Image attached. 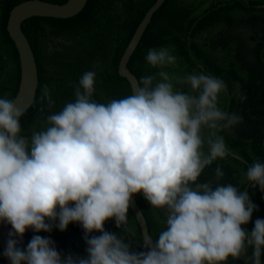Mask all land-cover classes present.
Returning a JSON list of instances; mask_svg holds the SVG:
<instances>
[{
	"label": "clouds",
	"instance_id": "9594fccd",
	"mask_svg": "<svg viewBox=\"0 0 264 264\" xmlns=\"http://www.w3.org/2000/svg\"><path fill=\"white\" fill-rule=\"evenodd\" d=\"M144 60L156 71L103 103L93 99L95 72H83L74 99L28 134L19 101L0 97V223L10 226L2 253L10 264H226L249 247L245 264H262L264 219L250 231L241 227L258 210L250 193L220 182V164L215 181L196 183L228 157L221 133L242 121L219 106L225 82L172 71L177 57L168 46L149 48ZM39 99L49 109L54 104L46 85ZM241 183L264 193V161L248 164ZM137 193L151 211L167 213L154 242L144 236L139 252L123 236L136 235L127 212ZM107 219L121 235L104 229ZM70 222L83 230L84 255L62 258L50 237L35 234L62 232ZM26 230L34 234L21 248Z\"/></svg>",
	"mask_w": 264,
	"mask_h": 264
},
{
	"label": "trees",
	"instance_id": "16d2710c",
	"mask_svg": "<svg viewBox=\"0 0 264 264\" xmlns=\"http://www.w3.org/2000/svg\"><path fill=\"white\" fill-rule=\"evenodd\" d=\"M23 0H0V70L9 63L11 75L17 76L20 79V66L18 52L11 38L9 37L6 29L7 19L11 8ZM56 3H63L66 0H47ZM88 0L86 6L75 16L69 18H55V17H39L34 16L25 20L22 24L23 31L25 32L30 44L33 48L36 62L38 66L39 87L35 100L31 107L20 118L21 129L24 134L28 133L29 124L27 117L37 119L41 124L43 120L42 114H37L41 110L47 112L58 111L66 102L74 99L73 87L78 81V78L83 72L86 71L88 62L96 57H105L106 50L104 49L107 44V39L110 28H117L118 20L108 21L109 17L105 15L111 5L109 0ZM263 0H254L259 3ZM155 2V0H141V5L137 4V0H128L126 2V9L124 12L119 13V19H123V28L126 31V36L123 39L118 38L117 48L112 52L111 56L114 58V66L105 70L107 75H104V86L111 92L120 93L121 97L130 93L131 88L127 80L118 74L117 67L119 59L126 48L135 28L141 21L146 10ZM240 1L237 0H165L164 4L153 15L146 31L144 32L137 48L131 56L128 67L137 76L138 80L141 76L150 75L156 69L147 66L144 56L149 48H157L160 46H168L173 54L177 57V67L175 70L179 74L186 72L199 73L203 72L210 75L207 71L211 72L214 77L222 79L226 84V92L220 96L219 106L224 110L227 107L228 99L231 100L232 107L228 112H235L242 117L239 123L250 124L253 135L244 141V136L241 132L238 134L243 144L248 149L233 150L238 156L252 163L254 160L264 161V18L262 19L258 30L256 31L257 37H250L251 40H256V45L241 53L238 60L235 61L228 53L225 57L217 55L207 50V48L199 46L196 38L191 41L190 36L196 35L200 28L212 24V26L219 25L221 21H227L235 16L236 6ZM100 3L104 4L102 6ZM106 3H109L106 4ZM253 16H248V25L253 29L255 26ZM233 25H231L232 27ZM99 29L96 31L95 29ZM109 28V29H108ZM49 34L65 35L64 37L74 38V44L67 46L66 49L71 51L62 52L61 54L54 51L52 54L45 53L40 47L41 38L48 39ZM198 37V35H196ZM102 38V39H101ZM117 38V36H116ZM213 40V39H212ZM214 41V40H213ZM111 42V41H110ZM190 52L196 57L204 58L198 59L202 63L203 69L197 68L193 70L195 65L190 59ZM52 59L59 63V69L56 71V78L50 80L46 70L43 68L41 61L45 59ZM198 57V58H199ZM180 60H185L181 62ZM237 65H241L240 68ZM53 72V71H52ZM42 77V81H41ZM19 85V80L18 83ZM95 82V86H97ZM17 85V87H18ZM47 86L51 99L54 101L53 106L49 109L46 102L41 101V88ZM11 89V88H10ZM96 90V89H95ZM9 94V95H8ZM243 95L246 98L241 101L239 96ZM10 90H6L4 98H9ZM1 97H3L1 95ZM120 97V98H121ZM119 98V95H118ZM93 99L98 102H106L111 99L108 95L97 96L93 95ZM238 127V124L236 125ZM226 142H230L227 140ZM215 161L212 165L218 164ZM227 165H232L235 172H239V180L237 178L233 182L240 190L245 185H242V173L246 170L247 164L236 158H229L226 161ZM211 166V165H210ZM209 166L204 170L196 183H203L207 181H215L212 175L208 172ZM138 204L140 205L147 222H149V232L155 239L157 234H153L154 227L163 225L162 222L154 223L150 210L151 205L142 197L140 193L134 195ZM264 203V201H263ZM159 211V215L163 213ZM259 213V212H258ZM264 215V212L259 213ZM260 216L255 215L254 219ZM128 226L136 235L132 236L128 233H123L124 239L129 243L131 251L145 250L141 247L142 241H137L141 237L140 228L136 222L134 214L130 208L127 212ZM112 219V218H109ZM152 220V223H151ZM162 221V220H161ZM249 220V222H251ZM70 227L75 231H79L80 226L76 223L70 222ZM244 226V225H243ZM103 227L106 231L121 235V230L117 228L113 221L104 222ZM245 229L250 231V228L244 226ZM42 232V231H40ZM38 232V235H40ZM83 232V230H82ZM32 233L26 230L23 234V240L20 247L26 246L29 242ZM36 234V233H35ZM85 245L84 240L81 243ZM85 249L82 248L84 252ZM83 255V254H82ZM264 264V254L262 258ZM0 264H4L3 256L0 251ZM226 264H242L240 258H228Z\"/></svg>",
	"mask_w": 264,
	"mask_h": 264
},
{
	"label": "flooded vegetation",
	"instance_id": "af4514ba",
	"mask_svg": "<svg viewBox=\"0 0 264 264\" xmlns=\"http://www.w3.org/2000/svg\"><path fill=\"white\" fill-rule=\"evenodd\" d=\"M127 1L128 0H109L108 1L110 2L111 6L107 10H105V15L109 17V20H108L109 22L118 20V26L117 28H114V30L113 28H110V29L108 28L109 29L108 36L104 37L105 39H107V44L104 47V49L106 50V56L105 57L96 56L92 58L86 66L87 68L86 71L91 70V71H94L96 74L95 82H97L98 84L97 86L94 85V88L96 90L93 95H97V96L108 95V97L111 99L118 98V95H119V98L121 97L119 91L111 92L107 88V86L103 85L104 83L103 76L107 75V72L105 71L106 69L109 70L110 66L111 67L114 66V58L111 56V54L117 48L118 38L123 39L126 36V31L123 28V19L120 20L118 17L120 16L119 13H122L125 11ZM140 1L141 0H137L138 5L139 4L141 5ZM237 1H240V2L236 6L234 17L228 19L227 21H221L219 25L212 26V24H210L208 26L200 28V31L196 33L198 37L196 35L190 36L189 37L190 40L193 41L196 38V41H194L195 43H197L201 47L205 46L207 50L214 53V55L217 54V55H222L225 57L228 53H230L231 57H233L235 61L238 60V57L241 53H245L246 50L253 48L256 45V40L252 41L250 37H257L256 31L258 30L260 23L262 19L264 18V0L259 3H255L254 0H237ZM98 2L99 0L97 1V3ZM100 4L104 6V4L102 3ZM106 4L109 5V3H106ZM248 16L255 17L254 18L255 26L253 29L248 25L249 23V21H247ZM231 25L233 26L231 27ZM98 29L99 27L96 28L95 30L97 31ZM64 36L65 35L49 34L48 39H44L42 37L40 47L43 49L45 53H50V54H52L54 51H57L60 54L62 52L71 51V49H66V47L73 45L75 43L74 38H71V37L65 38ZM189 57L192 60L193 64L195 65V68L193 70H197V68H200V67L203 69V65L201 62L198 61V59L202 60L204 58H200L199 56L198 58L194 55V53L192 54V52H190ZM41 63L43 64V68L44 70H46L47 75L50 76L48 77L50 78L49 81H51L52 83V80L57 77L56 71L57 69H59V66H60L59 63L52 59H48L47 56L45 57L43 61H41ZM237 66L242 68L241 65H237ZM9 71H10L9 63L4 67V69L0 70V97L1 95L4 97L5 91L10 90L9 98L13 99L19 87V85L16 84V82L18 83V80L20 81V79H18L17 76L9 74L8 73ZM117 71H118V67H117ZM207 72L210 75H212L211 72L209 71ZM39 79H38V83H39ZM41 81H42V77H41ZM38 87H39V84H38ZM230 99H228V104L225 109L226 111H229L230 109L231 110L235 109L234 107H232ZM37 114H42L44 116L47 114V112L44 109V111L41 110ZM27 123L29 124L28 133L32 128L34 127L38 128L41 126V124L37 122V119H32L31 117H27ZM239 125L240 124H238V127L235 126L230 131L221 133L224 137L226 147L229 150V155L224 160H217L219 161L218 164L221 165L222 171L224 173V176L221 178L220 182H230L233 184V182L235 181V178H237V182L239 180V172H235V169L232 165L230 164L227 165L226 163L227 159L236 158V159L243 161L247 165L249 164L247 160H245L241 156H238L236 152L233 151L235 149L238 150V148H240V150L248 149V147L243 144V141L240 139L238 135L240 132L241 134L245 135L244 141H247L248 137L253 135V131L251 129L250 124H246L244 126L243 124L241 126ZM227 140H229L230 142H226ZM228 145H230V147L233 150L230 149ZM216 166L217 164L211 165L209 166V169H208L209 174L212 175V179L214 180L216 179L215 173H214ZM242 191H248L250 193V200L258 206V210H254L253 213L251 214V217L249 220L252 219V221L244 225L247 228L252 229L254 226L253 221L255 220L254 217L256 214L257 216H260L259 218L264 219V215L259 214V213L264 212V203H263L264 199H261V196L264 195V193H261L258 188L250 187L248 184H245L242 187ZM133 197L136 200V197L135 196ZM160 211L163 213L161 216L159 215V213H156V212H153L151 214L153 224L160 223V221L162 220V217H166L167 213L163 209H160ZM158 217H159V220H158ZM152 220H151V223H152ZM108 221L110 220L108 219ZM76 224L79 225L78 223ZM147 224L149 228V222H147ZM244 226L242 225L241 227L244 228ZM162 227L163 225H159L157 227L152 228L153 229L152 233L157 234L161 230ZM78 230L79 231H75L73 228L70 227V224H68L66 229L62 232L53 227L51 232H44V231L40 232V236L50 237L54 241L55 247L57 251L60 252L62 258L64 255H68V254H71V255H82L83 254L84 255L85 251L83 252L82 248L85 249L86 245L81 244L83 241V238H82L83 232H82L81 227ZM36 235H38V233H36ZM90 235H99V233L94 232V233H91ZM139 240L142 241V234H141L140 239H137V241ZM263 254L264 252H262V255L260 257L261 260L263 258ZM250 255H251V248L249 247L247 251L239 257L241 260V263L245 264L246 258Z\"/></svg>",
	"mask_w": 264,
	"mask_h": 264
},
{
	"label": "water",
	"instance_id": "95a60500",
	"mask_svg": "<svg viewBox=\"0 0 264 264\" xmlns=\"http://www.w3.org/2000/svg\"><path fill=\"white\" fill-rule=\"evenodd\" d=\"M87 1L88 0H66L63 3H56L47 0H23L11 8L7 19L6 29L18 52L20 66L19 87L13 99L19 101L17 106L24 110V113L31 107L35 100L39 75L33 48L22 28L23 22L34 16L69 18L78 14L86 6ZM164 2L165 0H155V2L146 10L120 57L118 74L127 80L131 89H134L137 86L139 80L129 69L128 62L137 48L153 15L159 10ZM129 208L136 218L143 241L144 236L150 235L147 219L134 197L130 198ZM9 228L10 226L0 223L1 253H3L5 248V241L7 239ZM3 260L4 264H10L9 260L4 256Z\"/></svg>",
	"mask_w": 264,
	"mask_h": 264
},
{
	"label": "rangeland",
	"instance_id": "374dc122",
	"mask_svg": "<svg viewBox=\"0 0 264 264\" xmlns=\"http://www.w3.org/2000/svg\"><path fill=\"white\" fill-rule=\"evenodd\" d=\"M181 62H183V61H185V60H180ZM177 63H178V61H177ZM178 69V68H177ZM177 69H172V71H175V70H177ZM176 72V71H175Z\"/></svg>",
	"mask_w": 264,
	"mask_h": 264
}]
</instances>
